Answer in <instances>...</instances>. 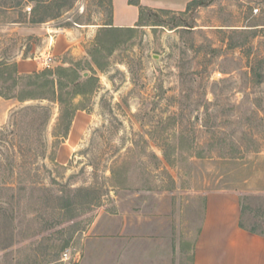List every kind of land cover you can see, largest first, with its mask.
<instances>
[{"label": "rangeland", "instance_id": "1", "mask_svg": "<svg viewBox=\"0 0 264 264\" xmlns=\"http://www.w3.org/2000/svg\"><path fill=\"white\" fill-rule=\"evenodd\" d=\"M110 19L108 0H0V93L42 98L0 97V264H79L97 219L143 202L189 264L214 191L235 192L242 224L264 231V0H203L105 33ZM26 26L92 30L82 59L43 69L54 95L14 73L41 45ZM58 68L90 80L83 94L63 72L57 101ZM74 108L87 118L61 164Z\"/></svg>", "mask_w": 264, "mask_h": 264}, {"label": "crops", "instance_id": "2", "mask_svg": "<svg viewBox=\"0 0 264 264\" xmlns=\"http://www.w3.org/2000/svg\"><path fill=\"white\" fill-rule=\"evenodd\" d=\"M193 0H138L150 10L182 12ZM111 24L118 29H131L139 21V8L129 0H110ZM21 36L41 38L39 48L31 50V58H16L17 76L41 72L43 58L51 55L54 64H63L64 57L82 59L92 30L76 26L68 29H38L26 26L17 29ZM6 100V99H5ZM9 100V99H8ZM86 114L77 111L67 138L57 150L56 160L68 161L78 147ZM139 205V204H138ZM239 196L231 191L205 194L199 230L188 246L189 264H264V237L239 226ZM159 216L151 214L145 202L128 214L103 216L97 219L82 244L79 264H179V239L168 233ZM176 237V238H175ZM175 238V240H174Z\"/></svg>", "mask_w": 264, "mask_h": 264}, {"label": "trees", "instance_id": "3", "mask_svg": "<svg viewBox=\"0 0 264 264\" xmlns=\"http://www.w3.org/2000/svg\"><path fill=\"white\" fill-rule=\"evenodd\" d=\"M109 1V6H110V11H111V3H110V0ZM129 3L130 4H133V5H136L138 6L139 8V21H138V24L137 26H142L141 23H142V20H143V16H144V13L146 12H153V11H158V12H162V13H166L168 11H165V10H150V9H147V8H144V7H141L139 6V2L138 0H129ZM200 5H203V0H193L191 1L190 3H188V5L186 6V9L189 10L195 6H200ZM43 21H38V20H35V19H31L29 21V23H42ZM102 30H104L105 33H111V32H114V31H117L119 30L118 28H114L111 24V20H110V23L108 24H105L103 26V28H101ZM132 29V28H131ZM63 72H66L68 73V76L70 78L69 80V83L73 85V92L71 93L72 94V97L75 96V95H81L83 93H81L80 91H78L77 89L80 88L81 86H86L88 83H90V80L89 79H86L85 81V84H80L78 81H77V76L76 74L73 72V71H70V70H65V69H56L55 73L56 75L58 76L59 80L57 81V88H58V91H59V94L57 93V101L59 102H62V95L60 94V91H62V89L66 88L67 86V83L63 82V81H60L61 80V75ZM14 73L16 74L15 72V68H14ZM52 71L51 70H43L39 73H35L33 75H28V76H18L19 79H27L29 80L28 84L29 85H34L36 86V88L38 89H42V88H46L48 87L49 90H51V93L52 95L56 94L55 93V90L53 89L54 87V82L51 80V81H47L45 80L42 84H38V81L39 79L41 78H44L45 76H48V75H51ZM15 86V85H13ZM10 89V88H8ZM33 95V94H32ZM0 97L8 100V99H11V98H17L18 101L20 102H23L27 99H42L41 97L37 98V97H33L31 95H26V96H20V97H16L14 95H5L3 96L1 93H0ZM77 109L74 108L73 109V112H76ZM74 116V115H73ZM73 119V118H72ZM71 122L72 120L68 123L67 127H66V130L62 136V139H66L67 138V135H68V131H69V128H70V125H71ZM242 216H243V209L241 208V215H240V222H239V226L242 228V229H245L247 230L248 232L252 233V234H256V235H259V236H262L264 237V231H261V232H257L255 229H247L243 224H242Z\"/></svg>", "mask_w": 264, "mask_h": 264}, {"label": "built area", "instance_id": "4", "mask_svg": "<svg viewBox=\"0 0 264 264\" xmlns=\"http://www.w3.org/2000/svg\"><path fill=\"white\" fill-rule=\"evenodd\" d=\"M254 12H257V10H254ZM53 62V57L51 55H48L47 57L43 58L42 60V65L44 69H50L51 68V64ZM65 260L68 259V255L65 253L64 255ZM78 254H76V258H77Z\"/></svg>", "mask_w": 264, "mask_h": 264}]
</instances>
